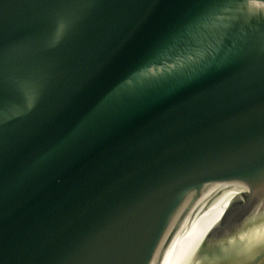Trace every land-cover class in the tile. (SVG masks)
<instances>
[{
	"label": "water",
	"instance_id": "obj_1",
	"mask_svg": "<svg viewBox=\"0 0 264 264\" xmlns=\"http://www.w3.org/2000/svg\"><path fill=\"white\" fill-rule=\"evenodd\" d=\"M217 205L226 262L264 225V0H0V264H163Z\"/></svg>",
	"mask_w": 264,
	"mask_h": 264
},
{
	"label": "bare ground",
	"instance_id": "obj_2",
	"mask_svg": "<svg viewBox=\"0 0 264 264\" xmlns=\"http://www.w3.org/2000/svg\"><path fill=\"white\" fill-rule=\"evenodd\" d=\"M222 209V205H217L192 213L175 237L163 264H261L264 259V225L253 230L252 235L244 236L238 244H228L226 262L219 257L224 252L222 249L215 251L207 247V242L199 243ZM260 254H263L261 258L258 257Z\"/></svg>",
	"mask_w": 264,
	"mask_h": 264
}]
</instances>
